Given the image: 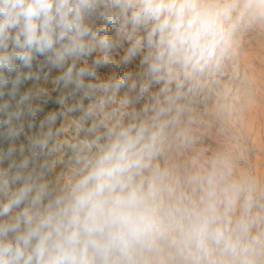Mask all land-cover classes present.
<instances>
[{
    "label": "clouds",
    "instance_id": "1",
    "mask_svg": "<svg viewBox=\"0 0 264 264\" xmlns=\"http://www.w3.org/2000/svg\"><path fill=\"white\" fill-rule=\"evenodd\" d=\"M3 142L0 264H264V0H0Z\"/></svg>",
    "mask_w": 264,
    "mask_h": 264
},
{
    "label": "rangeland",
    "instance_id": "2",
    "mask_svg": "<svg viewBox=\"0 0 264 264\" xmlns=\"http://www.w3.org/2000/svg\"><path fill=\"white\" fill-rule=\"evenodd\" d=\"M138 60L139 58H137L136 61H134V65L136 63H138ZM132 65V66H134ZM131 67V66H129ZM126 70L125 67H121L119 69L115 68V67H108V68H105L104 71H109V72H117V73H123L124 71ZM53 75H55V72H53ZM32 84L31 81H27L25 83H23L21 85V91H24V90H27L28 87H30ZM57 95V93H53L52 96H53V99L52 101H50L46 106H45V110L44 112H40L37 114V117H36V120H37V124L39 122L40 119L43 118V116L45 115V113L48 111V110H53V109H58L59 105L55 103V96ZM21 140H23V137H21ZM20 141H18L17 143H19ZM0 146H3V147H7V142H3L2 144H0Z\"/></svg>",
    "mask_w": 264,
    "mask_h": 264
}]
</instances>
